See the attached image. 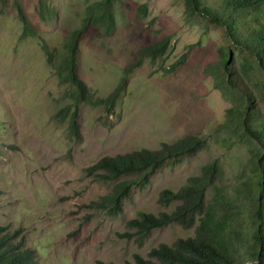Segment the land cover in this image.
Here are the masks:
<instances>
[{"label": "rangeland", "instance_id": "obj_1", "mask_svg": "<svg viewBox=\"0 0 264 264\" xmlns=\"http://www.w3.org/2000/svg\"><path fill=\"white\" fill-rule=\"evenodd\" d=\"M91 1L0 0V226L21 229L40 264H124L134 254L147 258L159 243L192 236L194 227L174 223L153 229L141 245L119 234L139 210L170 211L176 203L160 205V190H177L202 164L219 158L225 183L235 179L245 156L241 147L225 148L222 132L212 128L230 105L208 71L224 41L222 29L186 20L182 0H118L113 32L83 34L77 71L95 98L114 90L139 48L166 36L169 46L163 57L144 59L127 76L110 111L79 103L78 136L70 134L68 118L55 115L71 101L67 86L58 83L41 45L61 51ZM40 3L47 6L43 17ZM16 7L36 36H20ZM183 54L184 62L167 73ZM187 134L205 135L208 147L161 165L132 188L115 216L89 206L111 184L85 175V167L105 155L157 149Z\"/></svg>", "mask_w": 264, "mask_h": 264}, {"label": "trees", "instance_id": "obj_2", "mask_svg": "<svg viewBox=\"0 0 264 264\" xmlns=\"http://www.w3.org/2000/svg\"><path fill=\"white\" fill-rule=\"evenodd\" d=\"M116 1L87 3L78 25L68 31L61 51L51 50L44 41L41 45L58 83L67 86L71 101L55 115L68 118L72 135L78 136L79 103L103 105L110 111L125 88L127 76L144 59L155 61L163 57L169 46L166 36L139 48L133 61L123 68L114 90L105 98H95L78 75L79 42L88 30L99 36L114 31ZM182 3L184 17L189 22L222 29L224 41L217 47V59L208 71L213 72L215 88L230 105L224 109L223 120L212 128L222 132L220 143L225 148L241 147L245 156L233 181L220 183L222 166L219 158H213L177 190H160L157 198L160 205L176 203L170 211L155 214L139 210L128 218L127 231L119 235L133 239L138 245L153 229L173 223L185 229L194 227V234L176 238L171 244L159 243L148 251L147 258L134 254L133 261L124 264H264V0H182ZM16 8L22 24L20 36H36L24 11ZM46 8L45 4H39L41 15ZM185 56L165 71H174ZM208 145L205 135L187 134L171 143L162 142L157 149L141 148L102 156L83 171L111 187L89 206L95 211L117 215L123 199L134 186L146 183L153 171ZM0 264H40L36 250L25 245L21 229L0 226ZM98 264L117 263L99 261Z\"/></svg>", "mask_w": 264, "mask_h": 264}]
</instances>
